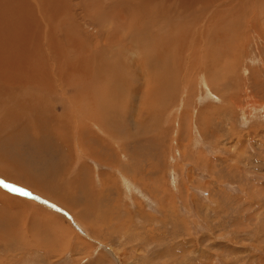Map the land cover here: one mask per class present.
Returning <instances> with one entry per match:
<instances>
[{
  "label": "rangeland",
  "instance_id": "rangeland-1",
  "mask_svg": "<svg viewBox=\"0 0 264 264\" xmlns=\"http://www.w3.org/2000/svg\"><path fill=\"white\" fill-rule=\"evenodd\" d=\"M259 12L260 19L242 18L234 26L241 34L226 57L214 60L205 41L198 47L194 40L191 61L181 59V84L176 79L169 94L157 96L129 141L119 129L130 131V122H137L139 100L131 110L119 104L116 120L106 116L118 140H104L95 124L92 130L104 143L89 128L68 150L58 145L64 148L60 154L16 152L26 164L50 167L57 191L32 195L13 186L16 180L0 179V187L24 208L33 203L49 216L0 206V213L24 225L23 241H0V264H264V11ZM90 23L82 28L95 34Z\"/></svg>",
  "mask_w": 264,
  "mask_h": 264
},
{
  "label": "bare ground",
  "instance_id": "bare-ground-1",
  "mask_svg": "<svg viewBox=\"0 0 264 264\" xmlns=\"http://www.w3.org/2000/svg\"><path fill=\"white\" fill-rule=\"evenodd\" d=\"M260 10L264 11V0H0V179L9 182L14 179L17 182L13 186L30 189L32 195L49 192L46 190L57 191L54 189L55 173L50 167L26 164L15 156L16 152L28 148L38 156L60 154V149L72 147L75 137L78 134L85 137L95 124L107 136L104 140H118L120 134L115 132V123L112 131L118 138L113 137L109 127L113 122L109 125L106 116L116 120L118 111L114 109L119 104L131 110L139 100V108H134L136 125L128 123L130 131L124 126L119 129L125 132L123 139L137 136L131 131L132 127L146 123H142L141 118L143 113L147 115L148 106L155 103L157 96L169 94L170 84L176 79L181 84V59L191 61L192 56L188 54L194 40L198 47L205 41L206 55L210 54L214 60L226 57L241 31L234 26L239 27L242 18L258 17ZM84 22H91L96 33H87L82 28ZM262 27L264 29V24ZM130 95L138 97L137 100ZM145 101L148 102L145 104ZM127 115L124 116L129 119L131 113ZM99 133L93 131V135L97 134L95 139L104 143ZM78 141L80 144L82 139ZM85 192L83 194L87 195ZM16 197L0 187L1 207L15 208L21 213L26 211L28 216L44 214V210L41 212L33 203L30 205L34 207L25 205L24 208L23 202ZM43 200L51 207L45 197ZM89 207L86 209L93 208ZM84 215L81 219L76 217L85 220ZM48 217L43 219L51 222ZM32 219L34 222V217ZM18 222L0 213L3 244L11 239L24 240L19 235L24 225ZM23 233L25 235V231Z\"/></svg>",
  "mask_w": 264,
  "mask_h": 264
}]
</instances>
